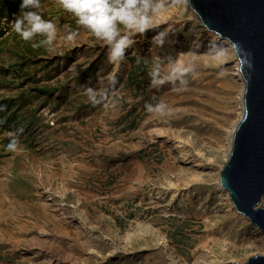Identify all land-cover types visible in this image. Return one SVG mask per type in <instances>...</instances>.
I'll return each instance as SVG.
<instances>
[{
	"label": "rangeland",
	"instance_id": "obj_1",
	"mask_svg": "<svg viewBox=\"0 0 264 264\" xmlns=\"http://www.w3.org/2000/svg\"><path fill=\"white\" fill-rule=\"evenodd\" d=\"M19 4L0 0V264H243L264 256L263 236L213 193L237 117L233 59L210 45L181 1L165 0L155 27L137 34L119 64L58 0H42L45 18L58 24L51 50L31 47L9 23ZM65 25L79 29L74 41ZM160 31L167 36L158 47L150 38ZM155 57L190 64L187 85L150 86ZM113 76L114 93L92 105L83 89H102ZM161 99L170 112L146 110ZM10 132L21 151L6 148Z\"/></svg>",
	"mask_w": 264,
	"mask_h": 264
},
{
	"label": "water",
	"instance_id": "obj_2",
	"mask_svg": "<svg viewBox=\"0 0 264 264\" xmlns=\"http://www.w3.org/2000/svg\"><path fill=\"white\" fill-rule=\"evenodd\" d=\"M187 2L208 32L232 45L239 62L243 114L218 181L235 211L264 235V0ZM243 264H264V256Z\"/></svg>",
	"mask_w": 264,
	"mask_h": 264
},
{
	"label": "clouds",
	"instance_id": "obj_3",
	"mask_svg": "<svg viewBox=\"0 0 264 264\" xmlns=\"http://www.w3.org/2000/svg\"><path fill=\"white\" fill-rule=\"evenodd\" d=\"M58 7L70 13L75 23L85 29L96 40L107 48V59L110 63L119 64L126 57L128 49H134L137 37L143 36L155 27L154 21L165 9V0H58ZM9 21L15 33L25 42H32L31 47L38 48L51 45L56 38L58 24L45 18L42 0H20L18 13ZM68 29L65 39L74 41L79 29L65 25ZM167 33L160 31L150 39L160 47L165 44ZM39 38V39H37ZM148 63L144 57L137 55L136 62ZM167 66V71L162 68ZM193 72L190 64L176 59L167 61L155 57L151 63L148 75L149 84L158 88L169 83L177 91L187 85V76ZM116 80L113 76L102 89L85 87L83 94L92 105L105 102L110 93H114ZM145 108L149 113L166 114L171 111L169 105L162 99L155 104L147 103ZM20 130H17V132ZM17 132L9 133L6 148L9 151H21Z\"/></svg>",
	"mask_w": 264,
	"mask_h": 264
},
{
	"label": "bare ground",
	"instance_id": "obj_4",
	"mask_svg": "<svg viewBox=\"0 0 264 264\" xmlns=\"http://www.w3.org/2000/svg\"><path fill=\"white\" fill-rule=\"evenodd\" d=\"M180 1H181V5L185 9L186 13L198 23L203 34L208 37V39L210 40V45H216V44L220 45L224 50H226L230 53V55L233 59V65L231 67V75L234 78H236V80L241 84L239 93L237 95V117H236V120H234V122L231 123V125L229 126L228 131H226V135H225L224 141H223L224 149L222 152H223V157H224V159H223V164H224L225 161L227 160V158L229 157V154L231 151L233 133H234L235 128H236L237 124L239 123V121L242 117V114H243V103H242V101H243L244 81H243V78H242L240 71H239V62H238V59H237L235 52L232 48V45L228 41L221 39L218 35H215L213 33L208 32L204 28V26L201 25L196 14L189 8L187 0H180ZM218 59H220V60L223 59V56L218 57ZM181 153H182L181 151H178V154L181 155L182 158H184V155ZM218 174H219V172H218ZM218 174H217L216 179H215V188L213 190V193L216 195V198H218L219 201H221V200L224 201V205L227 207L226 212H229L234 218L240 219L242 221L243 220L248 221L244 216H242L241 214H239L235 211V209H234V207H233V205L229 199L228 192L223 190L219 185ZM186 190H187V187H186ZM168 191L170 192L169 194L171 195L170 201L174 200V198L176 197L175 196L176 190L175 189H169ZM158 194H161V193H158ZM251 226H252L251 227L252 231L254 233H256L257 235H260L261 237L263 236L262 238L264 239V235H262L259 232L257 227H255L253 225H251ZM163 244H165V241H163ZM199 264H202V262L199 261Z\"/></svg>",
	"mask_w": 264,
	"mask_h": 264
}]
</instances>
